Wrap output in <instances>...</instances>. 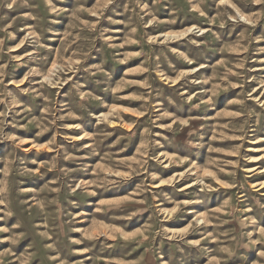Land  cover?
Returning <instances> with one entry per match:
<instances>
[{"label": "rangeland", "instance_id": "374dc122", "mask_svg": "<svg viewBox=\"0 0 264 264\" xmlns=\"http://www.w3.org/2000/svg\"><path fill=\"white\" fill-rule=\"evenodd\" d=\"M0 264H264V0H0Z\"/></svg>", "mask_w": 264, "mask_h": 264}, {"label": "bare ground", "instance_id": "6f19581e", "mask_svg": "<svg viewBox=\"0 0 264 264\" xmlns=\"http://www.w3.org/2000/svg\"><path fill=\"white\" fill-rule=\"evenodd\" d=\"M191 186H192V185H191ZM191 186L189 185V186H187V187H185V188L188 189V188H190Z\"/></svg>", "mask_w": 264, "mask_h": 264}]
</instances>
